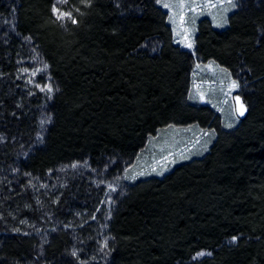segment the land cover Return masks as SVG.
Here are the masks:
<instances>
[{"label": "trees", "instance_id": "16d2710c", "mask_svg": "<svg viewBox=\"0 0 264 264\" xmlns=\"http://www.w3.org/2000/svg\"><path fill=\"white\" fill-rule=\"evenodd\" d=\"M197 59L236 80L232 127L190 100ZM191 123L204 154L126 178ZM0 264H264V0L201 17L193 50L159 0H0Z\"/></svg>", "mask_w": 264, "mask_h": 264}, {"label": "rangeland", "instance_id": "374dc122", "mask_svg": "<svg viewBox=\"0 0 264 264\" xmlns=\"http://www.w3.org/2000/svg\"><path fill=\"white\" fill-rule=\"evenodd\" d=\"M159 2L163 7L164 4L169 5L164 8L168 13L175 42L189 50L194 49L197 23L201 17L207 16L216 27H223L227 24L229 13L235 9L229 6L228 0ZM233 2L237 5V0ZM189 44L191 47H188ZM234 81L236 82L222 65L213 60L197 59L192 71L189 98L193 102L212 106L219 114L222 126L232 127L241 116L235 100L238 95L234 93L238 87H233ZM240 101L242 102L241 98ZM214 136L215 131L212 128L196 123L161 127L148 137L135 160L127 168L126 178L161 175L175 163L204 154Z\"/></svg>", "mask_w": 264, "mask_h": 264}, {"label": "snow or ice", "instance_id": "6c2138e0", "mask_svg": "<svg viewBox=\"0 0 264 264\" xmlns=\"http://www.w3.org/2000/svg\"><path fill=\"white\" fill-rule=\"evenodd\" d=\"M62 2H66V0H58V3H62ZM228 4L232 8L236 7V4L233 2V0H228ZM213 6H215V5H213ZM164 7H169V5L168 4H164ZM54 11H58V9L54 8ZM60 15L61 16H65L66 15L69 18H71L70 13H61ZM73 22H75V21H73ZM188 47H191V44H189ZM233 87L234 88L238 87V85L236 84L235 81L233 82ZM49 91H51V89H49ZM235 100L237 101V104H238V109L237 110L239 112V115H241V116L244 115V113L246 111L245 105L243 104V102L240 101V97L239 96L235 97ZM232 239H233V241H235L237 238L233 237ZM73 255H75V253H73ZM198 255H204V253H200Z\"/></svg>", "mask_w": 264, "mask_h": 264}]
</instances>
